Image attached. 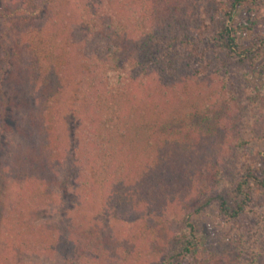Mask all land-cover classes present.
<instances>
[{"label":"trees","instance_id":"trees-1","mask_svg":"<svg viewBox=\"0 0 264 264\" xmlns=\"http://www.w3.org/2000/svg\"><path fill=\"white\" fill-rule=\"evenodd\" d=\"M238 8L248 24L233 22ZM254 26L264 0H0V264H212L194 217L264 220V171L230 172L252 136L217 115L239 100L217 73L175 68L177 46L185 60L209 47L246 65L262 78L249 107L264 120V36L245 42ZM76 65L66 146L59 102ZM57 193L78 208L97 197L131 228L79 209L40 219Z\"/></svg>","mask_w":264,"mask_h":264},{"label":"rangeland","instance_id":"rangeland-1","mask_svg":"<svg viewBox=\"0 0 264 264\" xmlns=\"http://www.w3.org/2000/svg\"><path fill=\"white\" fill-rule=\"evenodd\" d=\"M249 21L250 14L247 8H238L235 10L233 15L234 23L247 22L248 24ZM258 36H264L263 26H254L247 30L245 42L251 43L253 38ZM96 47V45H92V49ZM175 49L178 56H180V60L175 66L179 73L182 72L190 75L205 73L211 77H216L215 73H217L220 80L226 84L227 88L239 100L241 104L239 108L242 109L230 110L232 114L230 117H228L224 109L217 113L219 118L227 117L229 123L234 127H240L243 131H246V135L252 136L248 145L237 153L232 165V171L230 170V172L235 171L237 165H245L252 167L256 174L261 176L264 171V140L260 138V132L264 126V120L258 108L249 107L260 102L256 97L257 90L260 88V82L262 81L261 76L257 73L252 74L246 65L240 66L222 54H214L209 47L200 53L198 52V55H200L198 61L197 59H183L184 47L177 46ZM76 69L78 71L77 65L71 72V82L70 84L67 82L65 91L59 102L57 132L62 139L63 145L66 146H69L72 141L70 115L72 113V101L74 100L73 88L76 87L74 82L77 77L75 74ZM184 112H193L192 106L187 104L178 110L171 111L165 119L169 115H178V113L181 114ZM256 136L258 138H255ZM78 209L88 218L109 221V224L119 227L117 229L121 232H127L131 228V225L127 224L123 219L122 221L118 218H115L113 221L109 219L107 211L100 205L97 197L95 203L93 202L78 208L76 205H71L67 198L57 193L54 202L40 212L39 218L58 221L67 215L78 212ZM110 216L113 217L112 214ZM193 222L201 238H203V255L206 257L213 255L215 257L211 262L212 264H249L252 262L254 256L257 257L258 254H260V260L263 259L264 220L257 213L241 216L236 221L229 222L220 219L216 215L215 208H211L207 212L194 217ZM22 258L24 261L36 264H60L57 261L44 257L24 255Z\"/></svg>","mask_w":264,"mask_h":264}]
</instances>
